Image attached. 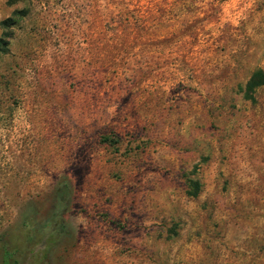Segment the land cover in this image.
Returning <instances> with one entry per match:
<instances>
[{"label":"rangeland","instance_id":"obj_1","mask_svg":"<svg viewBox=\"0 0 264 264\" xmlns=\"http://www.w3.org/2000/svg\"><path fill=\"white\" fill-rule=\"evenodd\" d=\"M6 1L0 264H264V0Z\"/></svg>","mask_w":264,"mask_h":264},{"label":"trees","instance_id":"obj_2","mask_svg":"<svg viewBox=\"0 0 264 264\" xmlns=\"http://www.w3.org/2000/svg\"><path fill=\"white\" fill-rule=\"evenodd\" d=\"M6 2L10 4L12 0H7ZM14 14H17V12L13 11V15ZM12 24H14V21L9 18L0 21V26L2 27H8L11 26ZM4 50H5V43L2 41V39H0V53L3 52ZM263 84H264V75L259 71H256L249 78L246 85V90L250 92L253 88H256ZM70 194H71L70 188L66 182H62L56 187L53 193V201L51 206L52 215L56 216L59 213L61 214L66 212L69 205ZM192 195H195V192L192 193Z\"/></svg>","mask_w":264,"mask_h":264}]
</instances>
